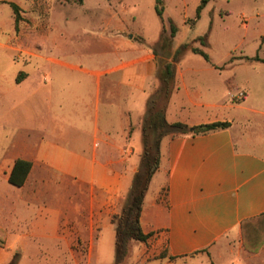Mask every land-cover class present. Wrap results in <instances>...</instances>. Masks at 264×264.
I'll use <instances>...</instances> for the list:
<instances>
[{"label": "crops", "instance_id": "0c3cea01", "mask_svg": "<svg viewBox=\"0 0 264 264\" xmlns=\"http://www.w3.org/2000/svg\"><path fill=\"white\" fill-rule=\"evenodd\" d=\"M98 13L108 28L117 15ZM27 25L14 12L0 20V264L16 255L18 264H115L112 220L143 154L128 143L131 119L139 111L142 132L175 51L159 62L153 47L123 35L113 48L100 34L98 49L93 37L81 52L46 59L47 36ZM173 64L166 119L179 115L167 121L230 126L162 139L140 217L150 238L131 244L125 264H264V230L251 240L264 215V106L250 105L211 59ZM18 159L31 163L22 187L9 182Z\"/></svg>", "mask_w": 264, "mask_h": 264}, {"label": "rangeland", "instance_id": "374dc122", "mask_svg": "<svg viewBox=\"0 0 264 264\" xmlns=\"http://www.w3.org/2000/svg\"><path fill=\"white\" fill-rule=\"evenodd\" d=\"M17 2L21 6L20 12H35L32 15L19 13L18 25H39L38 32L33 35L47 36L42 51L46 59H64V53L81 52L86 40L93 37L96 40L95 48L98 49L100 34L111 38L113 48L117 41L123 40V35L145 47H153L159 62L162 57L172 55V50L176 53L180 46L187 44L199 48L213 63L226 68L221 78L225 82L233 78L238 84L235 91L248 90L249 104L263 109L264 63L256 58L264 59V0H211L199 16L197 9L202 0H162V19L157 15L156 0ZM7 4L0 6V20L9 22L14 10ZM98 12L117 13L116 17L112 14L109 28ZM170 21L178 31L172 39L171 50L166 51L161 37H169ZM57 42L63 46V50L56 47ZM181 59L198 60L202 64L205 60L191 50L185 51ZM143 113H146V108ZM133 114L131 120L134 129L128 143L139 154L143 150L140 120L135 117L139 116V111L137 113L134 110ZM178 115V110H171L167 119L176 121ZM132 244L133 250H137L139 243L134 241Z\"/></svg>", "mask_w": 264, "mask_h": 264}, {"label": "trees", "instance_id": "16d2710c", "mask_svg": "<svg viewBox=\"0 0 264 264\" xmlns=\"http://www.w3.org/2000/svg\"><path fill=\"white\" fill-rule=\"evenodd\" d=\"M210 1L211 0H202L200 6L197 9L198 16L200 15L202 9ZM10 5L14 10L15 22L18 24L20 19V8L13 3ZM156 11L159 18L162 19V0H156ZM177 31L178 29L175 24L170 21L169 37L164 35L161 37L163 40L164 50H171L172 39L175 37ZM162 34H164V32ZM188 50H191L195 54L201 55L207 62H210V58L205 52L199 48H195L186 44L180 46L176 53L172 55L173 63L179 62L181 60V55ZM256 59L264 63V59ZM173 63L164 65L165 73L161 75L162 85L158 90L155 91V94L148 102L147 114L142 125L143 154L141 157L140 168L132 180V187L127 202L123 206L121 213L114 216L112 220L116 226L115 264H124L126 262L131 252V244L134 241L145 243L150 238V235L145 234L142 230L140 217L146 193L154 175L157 173L160 167V144L162 139L169 135L177 136L191 134L196 136L203 133L226 129L230 126L229 123H212L190 128L184 123L178 122L171 124L167 121V105L170 95L174 89L173 84L175 79L176 65ZM30 170V162L18 159L15 162L9 182L14 186L22 187L26 182ZM258 220L261 221V224L257 225L254 231L251 233V240L254 239V236L261 235V232L264 230V215L258 218ZM243 234L245 236V241L248 242L250 235H247L246 237V233H244V224ZM3 243V237H0V244ZM246 248L254 251V248L249 247L248 245H246ZM18 258L19 256L16 255L10 264H18Z\"/></svg>", "mask_w": 264, "mask_h": 264}, {"label": "built area", "instance_id": "2783aa9c", "mask_svg": "<svg viewBox=\"0 0 264 264\" xmlns=\"http://www.w3.org/2000/svg\"><path fill=\"white\" fill-rule=\"evenodd\" d=\"M241 97H243V95H240Z\"/></svg>", "mask_w": 264, "mask_h": 264}]
</instances>
